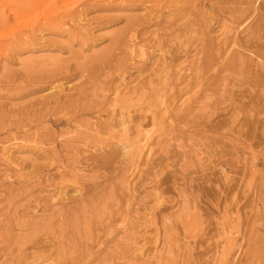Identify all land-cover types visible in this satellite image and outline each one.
I'll list each match as a JSON object with an SVG mask.
<instances>
[{
	"label": "rangeland",
	"instance_id": "374dc122",
	"mask_svg": "<svg viewBox=\"0 0 264 264\" xmlns=\"http://www.w3.org/2000/svg\"><path fill=\"white\" fill-rule=\"evenodd\" d=\"M0 264H264V0H0Z\"/></svg>",
	"mask_w": 264,
	"mask_h": 264
},
{
	"label": "bare ground",
	"instance_id": "6f19581e",
	"mask_svg": "<svg viewBox=\"0 0 264 264\" xmlns=\"http://www.w3.org/2000/svg\"><path fill=\"white\" fill-rule=\"evenodd\" d=\"M130 121V120H129ZM121 126H122V128H126L127 127V122L126 121H123V122H121V124H120ZM7 158V157H6Z\"/></svg>",
	"mask_w": 264,
	"mask_h": 264
}]
</instances>
